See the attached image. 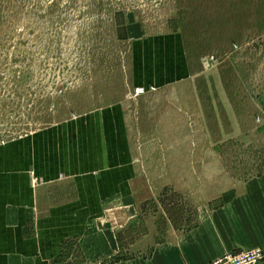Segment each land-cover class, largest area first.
<instances>
[{"label":"rangeland","instance_id":"1","mask_svg":"<svg viewBox=\"0 0 264 264\" xmlns=\"http://www.w3.org/2000/svg\"><path fill=\"white\" fill-rule=\"evenodd\" d=\"M171 36L190 75L134 86L137 43ZM263 93L264 0H0V141L120 109L156 221L264 167Z\"/></svg>","mask_w":264,"mask_h":264},{"label":"crops","instance_id":"2","mask_svg":"<svg viewBox=\"0 0 264 264\" xmlns=\"http://www.w3.org/2000/svg\"><path fill=\"white\" fill-rule=\"evenodd\" d=\"M174 39L137 43L134 86L190 75ZM258 106L264 121V93ZM121 113L99 111L0 141V264H209L264 254V167L243 169L186 226L156 221L154 201L134 194L137 161L123 141Z\"/></svg>","mask_w":264,"mask_h":264},{"label":"built area","instance_id":"3","mask_svg":"<svg viewBox=\"0 0 264 264\" xmlns=\"http://www.w3.org/2000/svg\"><path fill=\"white\" fill-rule=\"evenodd\" d=\"M264 260V254L258 250H251L238 254L225 255L209 264H259Z\"/></svg>","mask_w":264,"mask_h":264}]
</instances>
